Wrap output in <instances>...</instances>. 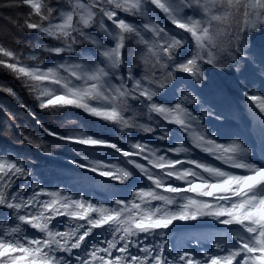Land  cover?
<instances>
[{"label": "snow or ice", "instance_id": "1", "mask_svg": "<svg viewBox=\"0 0 264 264\" xmlns=\"http://www.w3.org/2000/svg\"><path fill=\"white\" fill-rule=\"evenodd\" d=\"M21 3L36 18L26 29L55 43L28 54L30 63L23 53L0 45V57L6 58L0 66L23 81L40 110H82L121 133L135 131L168 143L131 137L126 150L101 134L65 136L41 124L49 137L80 146V158L70 162L104 178L97 182L99 194L114 184L131 190L136 173L126 165L149 184L131 190V198L108 196L101 202L82 191L45 187L26 163L0 154V264H264V160L256 161L240 138L218 140L189 108L199 103L192 91L177 97L178 88L207 79L205 66L240 71L242 62L247 65L250 37L264 30V0ZM157 13L174 28L162 25ZM129 40L137 63L124 54ZM85 44L96 54H85ZM43 54L61 59L49 66ZM243 83L242 96L251 102L247 111L264 144V86L253 91L250 82ZM0 91L17 97L11 87L0 85ZM176 130L187 140L177 136L180 142L173 146ZM89 149H110L124 161L112 162ZM194 149L226 167L196 159ZM205 219L221 226L206 237L215 251L172 244L176 222Z\"/></svg>", "mask_w": 264, "mask_h": 264}, {"label": "trees", "instance_id": "2", "mask_svg": "<svg viewBox=\"0 0 264 264\" xmlns=\"http://www.w3.org/2000/svg\"><path fill=\"white\" fill-rule=\"evenodd\" d=\"M49 2L55 3L56 0H49ZM30 13L31 9L22 4L21 0H0V45L15 50L18 54L23 53L27 63H30L26 60L28 54L32 52L40 54L39 48L52 46L55 43L26 29L25 24L29 19L36 22V18L30 16ZM121 15L125 14L121 13ZM157 15L162 25L169 29L174 28L163 14L157 13ZM126 18L137 24L141 23V18L131 16ZM104 39L107 44L113 45L114 42L106 37ZM128 44L129 47L125 49L124 54L133 63H137L138 54L134 51L136 46L132 40H129ZM81 47L86 50L85 54L87 55L96 54V50L92 45L85 44ZM248 51L250 53L247 58L248 63L246 65L242 62L239 65L240 71L227 65L223 68L205 66L207 79L202 83L193 80V87L190 89L183 86L178 88L177 97H179L181 91L185 93L192 91L199 103L188 105L189 108L195 109V114L200 116L201 122L212 132L217 133L218 140L225 142L226 138H240L242 142H246L253 149L254 159L261 161L264 160V144L261 143L258 125L247 111L246 106L251 102L246 101V98L242 96L241 89L244 86L243 82H250L249 87L253 91H258L264 86V70L261 68V64H264V30L252 34ZM43 58L49 66L61 59L48 54H43ZM68 58V56L64 57V59ZM0 59L6 58L0 57ZM177 75L183 77L185 74ZM0 85L11 87L18 97L17 99V97H13L5 91H0V154L16 157L26 163L45 187L55 188L60 186L72 189L75 192L82 191L104 202L108 196L116 198L127 196L131 198V190H134L137 186L149 184L131 165H126L136 173L131 190L128 186L114 184L106 194H99L101 188L97 182L103 181L104 178L77 169L70 162L72 158H80L77 151L80 146L49 137L40 125L43 124L45 128L65 136L76 135L81 132L101 134L105 138H111L126 150H131V137L161 146L167 145V141H157L135 131L121 133L117 126L93 118L78 109L40 110L34 94L29 92L23 81L16 79L10 70L2 66H0ZM21 103L28 107H20ZM166 127L174 128V126L168 125ZM22 134H27L35 143H42V148L38 149L29 145ZM177 136L185 141L187 140L183 134L176 130V135L172 141L173 146L180 142L176 138ZM188 147H191L190 143ZM89 151L98 152L105 159H110L112 162L123 163L124 161L123 157L110 149H89ZM193 156L196 159L226 167L207 154L199 152V150L194 149ZM179 158L183 159L184 157L181 155ZM136 159L140 163H146L138 158ZM185 167H189V165H185ZM169 182L174 185H181L180 181L174 179ZM220 227L215 225L214 221L208 219L190 223L176 222L174 225L175 230L171 231L169 239L176 248L187 246L190 250H197L198 252L202 251L203 248L215 251L206 237ZM196 238H202L201 244L195 242Z\"/></svg>", "mask_w": 264, "mask_h": 264}, {"label": "bare ground", "instance_id": "3", "mask_svg": "<svg viewBox=\"0 0 264 264\" xmlns=\"http://www.w3.org/2000/svg\"><path fill=\"white\" fill-rule=\"evenodd\" d=\"M33 121V120H32ZM35 124V123H34Z\"/></svg>", "mask_w": 264, "mask_h": 264}]
</instances>
